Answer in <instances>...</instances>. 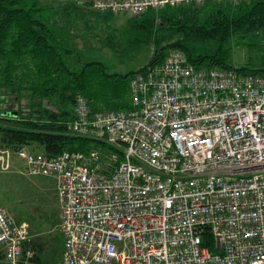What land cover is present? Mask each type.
<instances>
[{"label": "built area", "instance_id": "2783aa9c", "mask_svg": "<svg viewBox=\"0 0 264 264\" xmlns=\"http://www.w3.org/2000/svg\"><path fill=\"white\" fill-rule=\"evenodd\" d=\"M249 0H93L141 16ZM128 110L74 97L65 134L102 144L54 157L0 148V172L51 177L62 264H264V77L201 68L176 49L129 79ZM25 223L0 206V264H29ZM211 246L214 252L209 250Z\"/></svg>", "mask_w": 264, "mask_h": 264}, {"label": "trees", "instance_id": "16d2710c", "mask_svg": "<svg viewBox=\"0 0 264 264\" xmlns=\"http://www.w3.org/2000/svg\"><path fill=\"white\" fill-rule=\"evenodd\" d=\"M206 5L149 11L127 19L118 36L105 38L106 47L115 51L116 44L123 41L130 46H153L155 52L140 70L114 75L97 62L79 70L70 68L63 57L75 52H59L53 46L63 39L60 18L75 13L79 20H90L95 17L92 12L63 4L52 14L51 8L43 5L0 0V148L15 152L34 146L41 149L39 153L54 157L66 151L87 154L102 146L65 134V123L73 117L75 95L87 99L91 112L128 110L129 79L162 62L170 49L183 52L196 67L264 77L262 69L235 68L229 46L233 39L264 33V0ZM97 16V20L110 22L115 15ZM28 248L39 252L30 242L22 250ZM28 262L40 264L38 254Z\"/></svg>", "mask_w": 264, "mask_h": 264}, {"label": "rangeland", "instance_id": "374dc122", "mask_svg": "<svg viewBox=\"0 0 264 264\" xmlns=\"http://www.w3.org/2000/svg\"><path fill=\"white\" fill-rule=\"evenodd\" d=\"M24 1L28 5L34 3L51 8L49 13L52 14L63 5L62 0ZM92 1H87L84 7L95 17L99 16L90 8ZM209 5L207 3L206 7ZM95 17H89L90 20H79L76 16L60 18L58 28L63 39L53 46L59 52L65 49L75 52L73 56L63 57L68 67L79 70L84 64L97 62L109 74L125 75L149 64L155 52L153 46H130L122 41L116 44L115 51L106 47L105 38L108 35L118 36L126 19L132 17L113 16L110 22ZM114 39L117 40V37ZM229 46L235 68L264 70V33L249 35L240 40L233 39ZM26 149L34 153L41 152V149L34 146ZM98 149L108 153L103 146ZM23 169L24 162L15 159L11 169L0 172V206L15 223L27 225L29 242L39 249V252L32 249L33 256L38 254L40 264H62L63 239L58 230L61 209L56 194V181L51 177L25 176L22 174Z\"/></svg>", "mask_w": 264, "mask_h": 264}, {"label": "crops", "instance_id": "0c3cea01", "mask_svg": "<svg viewBox=\"0 0 264 264\" xmlns=\"http://www.w3.org/2000/svg\"><path fill=\"white\" fill-rule=\"evenodd\" d=\"M63 1V2H62ZM61 2L65 5V6H76L79 7V9L83 10L85 9L83 6L87 3V1L89 0H62ZM73 1L74 3L71 4L70 2ZM87 10V9H86ZM71 11V10H70ZM69 11V12H70ZM71 16H76L75 13H71L69 14ZM78 18V16H76ZM129 19V18H128ZM78 20V19H77ZM127 20V19H126ZM77 23H79L78 21H76ZM117 111V110H115ZM40 150V149H39Z\"/></svg>", "mask_w": 264, "mask_h": 264}]
</instances>
